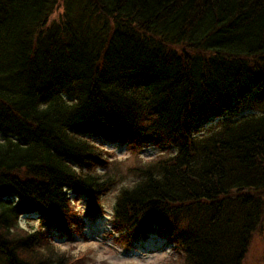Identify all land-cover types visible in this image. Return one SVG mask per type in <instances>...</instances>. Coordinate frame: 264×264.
<instances>
[{"label":"trees","instance_id":"trees-1","mask_svg":"<svg viewBox=\"0 0 264 264\" xmlns=\"http://www.w3.org/2000/svg\"><path fill=\"white\" fill-rule=\"evenodd\" d=\"M116 190L120 241L244 264L264 235V0H0V264H82L20 216L73 232L76 197L91 214Z\"/></svg>","mask_w":264,"mask_h":264},{"label":"rangeland","instance_id":"rangeland-1","mask_svg":"<svg viewBox=\"0 0 264 264\" xmlns=\"http://www.w3.org/2000/svg\"><path fill=\"white\" fill-rule=\"evenodd\" d=\"M61 11L62 8L57 7L50 19L58 20ZM215 122L216 120H208L201 124V128L205 131ZM96 141L102 143L110 152L109 159L111 161L132 163L131 150L119 145L116 141L101 138H96ZM157 151V148L147 146L141 151L140 156L147 160L154 157ZM102 170L100 169V171ZM121 180L125 181L116 187L117 190L123 184L130 183L132 178L125 176ZM117 190L112 191L110 195L101 200L102 208L95 215L94 221H90L91 216L85 215L86 198L76 197L75 204L83 214V218L82 222L79 221L78 231L71 232L70 237L68 234L59 233V229L56 230L53 226L42 222L36 214L21 217L20 224L26 227L31 225L33 228L37 227L47 231L54 239L57 249L65 250L70 254L82 255V264H172L178 250L169 239L150 235L146 241L133 242L130 247L116 238L118 233L112 231L111 213ZM263 251L264 235H258L244 264H261Z\"/></svg>","mask_w":264,"mask_h":264}]
</instances>
